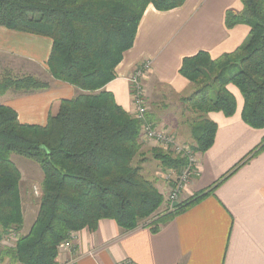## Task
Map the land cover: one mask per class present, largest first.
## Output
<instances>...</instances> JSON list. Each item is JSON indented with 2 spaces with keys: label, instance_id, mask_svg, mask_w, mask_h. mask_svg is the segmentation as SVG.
<instances>
[{
  "label": "trees",
  "instance_id": "obj_1",
  "mask_svg": "<svg viewBox=\"0 0 264 264\" xmlns=\"http://www.w3.org/2000/svg\"><path fill=\"white\" fill-rule=\"evenodd\" d=\"M185 0H0V27L51 39L46 66L51 78L81 93L62 100L44 126L23 125L14 110L0 105V241L23 227L21 174L11 155L37 164V216L28 233L2 256L14 264H57L58 247L82 230L94 231L102 220L115 222L123 232L147 228L157 233L177 215L212 193L236 170L212 188L175 204L169 203L142 174L149 159L162 175L179 172L184 158L173 157L155 145L144 152V121L127 113L105 87L115 79V68L131 49L145 9L167 12ZM240 13L226 11L227 29L244 24L247 40L234 52L212 60L200 51L182 60L179 74L195 88L182 102L187 112L192 151L205 153L213 144L216 124L207 118L236 111L235 87L243 99L241 120L264 129V0H240ZM48 84L31 76L4 77L0 96L13 90L31 93ZM147 109V98L145 100ZM145 122L152 123L148 113ZM264 149V139L249 158ZM247 160V159H246ZM135 162V164H134Z\"/></svg>",
  "mask_w": 264,
  "mask_h": 264
},
{
  "label": "crops",
  "instance_id": "obj_2",
  "mask_svg": "<svg viewBox=\"0 0 264 264\" xmlns=\"http://www.w3.org/2000/svg\"><path fill=\"white\" fill-rule=\"evenodd\" d=\"M229 10L240 13V0H185L181 7L167 12L149 5L133 46L123 55L115 68V79L105 90L117 105L132 114L128 79L139 65L149 63L143 77L149 119L175 135L172 122L165 118L169 110L175 109L189 132L182 100L195 88L179 74V69L184 58L200 51L215 60L245 43L250 28L239 24L227 29L224 17ZM51 47L49 38L0 27V82L4 77L31 76L48 84L46 90H9L0 96V105L14 110L20 124L44 126L60 101L81 93L49 75L46 63ZM229 90L236 99L235 114L229 118L221 113L207 115L217 127L214 142L205 153L196 154L197 176L187 183L180 201L209 190L243 160L244 163L211 194L157 233L147 228L123 232L115 222L102 220L94 231L75 233L69 248L58 255L57 264H264V149L246 158L262 144L264 129H253L241 120V94L235 87ZM143 143L148 158L154 143ZM180 143H191V139ZM152 179L165 195L162 174ZM27 191L21 174L23 215V195ZM28 203H33L30 198Z\"/></svg>",
  "mask_w": 264,
  "mask_h": 264
},
{
  "label": "built area",
  "instance_id": "obj_3",
  "mask_svg": "<svg viewBox=\"0 0 264 264\" xmlns=\"http://www.w3.org/2000/svg\"><path fill=\"white\" fill-rule=\"evenodd\" d=\"M149 63H142L130 75L128 82L130 87V99L133 109L132 114L140 121H144L141 128V139L143 141H151L154 145L164 152L172 153L173 157H180L185 159V165L176 172L173 169L167 170L162 175V180L165 184V192L169 203V208L172 210L173 206L179 203L181 193L187 183L197 176L196 170V154L192 151L189 144H181L176 141L174 133L158 127L152 123L145 122V114L147 112L145 100L146 91L143 86V77L149 69ZM69 248V242L62 243L58 247L59 254Z\"/></svg>",
  "mask_w": 264,
  "mask_h": 264
},
{
  "label": "rangeland",
  "instance_id": "obj_4",
  "mask_svg": "<svg viewBox=\"0 0 264 264\" xmlns=\"http://www.w3.org/2000/svg\"><path fill=\"white\" fill-rule=\"evenodd\" d=\"M170 112L166 113L165 118L169 120V122H172V128L175 130V136L177 142L180 143V141H189V132L187 131V127L183 124V118L181 116L176 115V110L171 109ZM188 118V116H186ZM177 119L176 122H174ZM174 122V123H173ZM183 136L182 139H180V136ZM12 163L16 166V168L20 171V174H22V181L26 183V187H28L27 195H23V208H24V215H23V227L20 232H12L7 236H4L2 241H0V264H14L10 260H8L6 257L2 256V251L4 249L12 248L14 247L17 239L21 236H24L28 233L32 223L34 222L37 212H38V200L40 197V189L39 184L41 183L40 178L42 179V172L39 168V166L31 161H28L22 157L11 155L10 157ZM135 164V162H134ZM29 165L30 168L27 166ZM142 169L144 170L143 176L148 179L149 181H154L152 179L156 175L162 174V169L159 166V164L151 159L145 162L144 165H142ZM33 178V182L27 183L28 179ZM39 178V179H37ZM27 189V188H26ZM168 191L165 192V199L167 198ZM31 199L33 202L32 205H29L28 199ZM181 198L179 199V201Z\"/></svg>",
  "mask_w": 264,
  "mask_h": 264
}]
</instances>
